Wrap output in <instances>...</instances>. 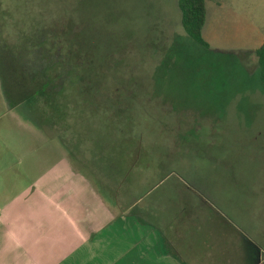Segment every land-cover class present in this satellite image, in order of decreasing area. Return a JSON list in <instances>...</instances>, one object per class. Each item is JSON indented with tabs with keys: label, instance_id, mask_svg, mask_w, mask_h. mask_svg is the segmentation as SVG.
<instances>
[{
	"label": "rangeland",
	"instance_id": "1",
	"mask_svg": "<svg viewBox=\"0 0 264 264\" xmlns=\"http://www.w3.org/2000/svg\"><path fill=\"white\" fill-rule=\"evenodd\" d=\"M204 2L207 49L178 0H0V264L86 238L106 165L222 188L264 251V0Z\"/></svg>",
	"mask_w": 264,
	"mask_h": 264
},
{
	"label": "crops",
	"instance_id": "2",
	"mask_svg": "<svg viewBox=\"0 0 264 264\" xmlns=\"http://www.w3.org/2000/svg\"><path fill=\"white\" fill-rule=\"evenodd\" d=\"M106 166L97 168L109 177L95 190L105 218L51 264H264V251L238 224L241 210L212 193L222 188L146 167L141 182L126 183L130 167Z\"/></svg>",
	"mask_w": 264,
	"mask_h": 264
},
{
	"label": "trees",
	"instance_id": "3",
	"mask_svg": "<svg viewBox=\"0 0 264 264\" xmlns=\"http://www.w3.org/2000/svg\"><path fill=\"white\" fill-rule=\"evenodd\" d=\"M180 24L184 33L196 44L208 48V43L202 37V30L206 19L204 0H178ZM259 69V80L264 86V41L255 51ZM41 93V91H37Z\"/></svg>",
	"mask_w": 264,
	"mask_h": 264
},
{
	"label": "flooded vegetation",
	"instance_id": "4",
	"mask_svg": "<svg viewBox=\"0 0 264 264\" xmlns=\"http://www.w3.org/2000/svg\"><path fill=\"white\" fill-rule=\"evenodd\" d=\"M115 112H116V114L118 113V109H115ZM121 116H123V114L121 113Z\"/></svg>",
	"mask_w": 264,
	"mask_h": 264
}]
</instances>
